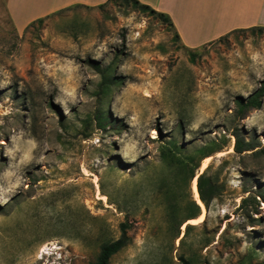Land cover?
<instances>
[{"label":"rangeland","instance_id":"obj_1","mask_svg":"<svg viewBox=\"0 0 264 264\" xmlns=\"http://www.w3.org/2000/svg\"><path fill=\"white\" fill-rule=\"evenodd\" d=\"M263 83L264 31L188 50L112 2L17 32L0 0V264H95L127 220L131 244L110 264H264V105L235 117ZM237 136L257 149L236 155ZM168 141L222 149L208 158L222 196L180 232L189 191L161 163Z\"/></svg>","mask_w":264,"mask_h":264},{"label":"crops","instance_id":"obj_2","mask_svg":"<svg viewBox=\"0 0 264 264\" xmlns=\"http://www.w3.org/2000/svg\"><path fill=\"white\" fill-rule=\"evenodd\" d=\"M110 0H6L17 32L74 8L95 9ZM171 20L181 46L196 50L236 31L264 28V0H137Z\"/></svg>","mask_w":264,"mask_h":264},{"label":"trees","instance_id":"obj_3","mask_svg":"<svg viewBox=\"0 0 264 264\" xmlns=\"http://www.w3.org/2000/svg\"><path fill=\"white\" fill-rule=\"evenodd\" d=\"M112 2H122L127 5H131L137 9H140L141 11L148 13L152 16L158 17L159 19L163 20L165 23H167L172 29L173 24L171 23V20L169 17H167L164 14L158 13L155 10L151 9L148 6H145L141 4L137 0H110L109 3ZM104 6L99 7V9L103 8ZM39 23H42V20L39 21ZM252 31L260 30L264 31V28H255L251 29ZM247 31V30H245ZM236 32H242V31H236ZM233 32V33H236ZM231 33V34H233ZM176 38L178 39V35L175 34ZM223 39V38H222ZM264 105V83L257 92H255L253 95H251L248 99H239L236 103L237 111L235 112V117L245 120L249 117V115L255 111L260 110ZM214 145L208 144L205 147L197 150L193 155H184L181 151L182 148L179 147L177 143L174 141H168L167 143H163L161 147V163L164 167H166L169 170H178V175H185V181H186V188L189 191V198L187 201L186 206L183 209L184 215L181 218V221L178 224V230L180 232V229L188 224L190 221L199 219L202 215V209L199 206V204L194 200L192 196L191 191V185L195 178H197V175L199 173V170L201 169L202 162L206 160L207 158L213 157L217 153L221 152L222 149H215L214 146L216 143L213 142ZM213 146V147H212ZM235 154L238 156H243L245 153H252L254 152L257 147L254 145V141L241 139L240 137H236V143H235ZM220 162H222L221 169L224 168V166L227 164V159H222ZM215 168V164H211L204 172L202 176L198 179V193L201 202L204 204V207L207 211H210L211 204L213 201L220 199L222 194L220 193V186L217 179H214L211 176V173L213 169ZM246 194L249 192H245ZM260 197V196H259ZM255 200L254 198H244L242 199L241 207L240 209L244 210L249 204ZM10 203L5 205L4 207H0V214H5V209L7 206H9ZM207 223V219L204 221L203 224ZM130 223L127 220L126 222L122 223L120 225V231H121V237L113 242L105 243L101 246L99 256L97 258V261L95 264H110L112 258L116 256L118 253L123 251L125 248H127L131 244V238L129 236L130 232ZM195 226H188L186 228L185 237L184 239H187L189 233L191 230L195 229ZM227 229L223 232L222 236L226 233ZM181 235V234H180ZM183 239V240H184ZM181 264H194L192 261L186 259L185 257L180 258ZM209 264V263H205Z\"/></svg>","mask_w":264,"mask_h":264},{"label":"bare ground","instance_id":"obj_4","mask_svg":"<svg viewBox=\"0 0 264 264\" xmlns=\"http://www.w3.org/2000/svg\"><path fill=\"white\" fill-rule=\"evenodd\" d=\"M211 159H207L205 160V162L203 163L202 167H201V170L199 172H202L205 171V169L209 166V162H210ZM198 183V177L194 180L193 182V191H194V195H195V199L197 200L198 204L204 209L205 211V207L203 205V203L200 201V197H199V193H198V188H197V184ZM101 200L105 201L106 198L105 196L104 197H101ZM205 220V216H201L199 219L197 220H193L189 223L193 224V225H199L200 223H203ZM185 228V227H184Z\"/></svg>","mask_w":264,"mask_h":264},{"label":"water","instance_id":"obj_5","mask_svg":"<svg viewBox=\"0 0 264 264\" xmlns=\"http://www.w3.org/2000/svg\"><path fill=\"white\" fill-rule=\"evenodd\" d=\"M207 159H208V158H207ZM207 168H208V167H207ZM207 168H206V169H207ZM204 172H205V171H204ZM204 172H203V173H202V172L200 173V175L198 176V179L200 178V176H202V175L204 174ZM197 184H198V183H197ZM195 201H196V200H195ZM200 201H201V200H200ZM203 205H204V204H203ZM199 206H200V205H199ZM200 207H201V206H200ZM205 209H206V208H205Z\"/></svg>","mask_w":264,"mask_h":264}]
</instances>
